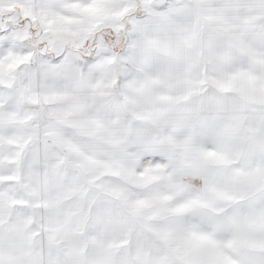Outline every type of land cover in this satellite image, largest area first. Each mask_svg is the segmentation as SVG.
Returning <instances> with one entry per match:
<instances>
[{
  "label": "snow or ice",
  "instance_id": "obj_1",
  "mask_svg": "<svg viewBox=\"0 0 264 264\" xmlns=\"http://www.w3.org/2000/svg\"><path fill=\"white\" fill-rule=\"evenodd\" d=\"M0 264H264V0H0Z\"/></svg>",
  "mask_w": 264,
  "mask_h": 264
}]
</instances>
